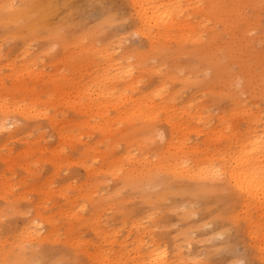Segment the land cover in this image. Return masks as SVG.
<instances>
[{"label": "rangeland", "instance_id": "1", "mask_svg": "<svg viewBox=\"0 0 264 264\" xmlns=\"http://www.w3.org/2000/svg\"><path fill=\"white\" fill-rule=\"evenodd\" d=\"M111 1V9L125 18L120 21L122 28L97 27L99 18L94 9L86 19L73 10L71 19L68 17L70 24L60 23L64 32L70 28L68 34L75 33L63 39L67 48L42 37L23 48L25 38H9L0 22V48L14 60L15 67L13 72L6 61L0 67L2 100L12 108L33 107L32 113L21 109L12 118L16 122L9 127L13 137L0 133V264H9L18 256L30 260L35 250H45L49 264H107V259L118 264H142L154 249L167 252V264H264V207L258 208L255 202L241 211L236 227L230 221L203 227L202 219L209 218L202 214L186 216L185 198L173 206L156 202L148 207L142 194L123 186L127 170L157 164L173 134L177 138L166 156L175 155L182 145L185 149L198 148L204 156L228 142L231 130L233 134L237 127L245 129L251 118L256 121L253 127L264 129V0H234L233 33L242 47L240 55L256 61L247 80L240 77L228 84L225 98L217 103L212 101L213 88L204 84L213 77V71L186 53V49L200 45L194 38L206 39L216 26L212 18L201 14L207 9V0H186L182 18L186 24L187 5L188 22L194 30L189 35L186 29L176 33L185 34V39L178 40H183L179 55L148 61L138 59L139 52L147 51L148 40L132 27L126 0ZM228 18L225 12L223 19ZM74 38L86 46L94 45L95 50H109L117 62L127 64L122 58L127 59L136 78L134 95L151 93L165 84L171 97L167 105L157 107L156 132L143 129L145 122L134 125L140 120L123 122L119 115L132 108L128 104L108 109L112 121L109 134L102 128L104 121L81 110L89 94L79 95L77 88L86 90L107 62L94 50L81 52L80 45L71 49L80 43ZM157 43L167 47L175 44L164 40ZM23 63L30 64V69L22 70ZM15 73L17 76L12 77ZM13 84L23 90L11 91ZM219 86L218 91L223 87ZM236 92L238 106L232 98ZM155 100L160 103V99ZM231 109H236L237 119L232 118ZM221 113L226 114L225 123L231 129L218 118ZM100 123L102 127H98ZM86 151L89 154L83 156ZM108 155L119 159L114 164L116 174L114 170L103 172L109 165L102 157ZM94 156H99L96 162ZM89 167L96 169L93 176ZM142 184L145 190L150 189L147 182ZM224 202L221 210L228 211ZM138 205L145 210L136 212ZM132 221H139L145 229H133ZM28 226L38 233L22 234ZM224 230L228 231L225 235ZM65 247L72 253L63 258L55 259L57 253L49 252H61ZM32 264L43 263L35 260Z\"/></svg>", "mask_w": 264, "mask_h": 264}, {"label": "bare ground", "instance_id": "2", "mask_svg": "<svg viewBox=\"0 0 264 264\" xmlns=\"http://www.w3.org/2000/svg\"><path fill=\"white\" fill-rule=\"evenodd\" d=\"M207 1V9L201 10V14L203 13L212 18L216 22V26L207 33L206 39L194 38L193 40L195 42L199 41L200 45L186 49V53H191L194 58L199 60V64L206 65L208 70L213 71V77L209 79L208 83L204 82V84L207 89L209 87L213 88L211 91L212 101L217 103L225 98L228 84H233L240 77L247 80L251 70H254L253 62L256 60L250 57L244 58L240 55L242 47L233 33L236 26L232 18V14L235 12L234 0ZM126 2L130 9L129 19L132 21V27L138 35L148 40L147 51L139 52V55H137L139 61H148L151 58L163 60V58L173 55L177 57L183 48V40H178L185 39L183 38L185 34L181 32L182 36H180L176 33L186 29V35H189L194 30V27L188 22L187 5L186 24L182 18L186 0H126ZM225 2L227 6L224 4ZM112 5L111 0H0V22L3 24L4 30L7 29L6 34L9 38L14 39L17 35L25 38L23 48L28 47L32 40L39 37L49 40L52 45L62 43L65 46L63 39L68 38L69 35L74 36L75 33L68 34L72 30L70 28L64 32L61 24L69 22L68 17L71 19L73 10H76L86 19L88 14L92 12L90 9H94L99 18L97 27L110 25L112 28L115 26L122 28L120 21L125 18L123 15L115 13L111 9ZM225 12L230 15V18L226 20L223 19ZM220 25L222 29H218ZM158 40L171 41L175 44L169 47L161 46L157 43ZM74 41L80 43H76L71 49L76 45H80L78 49L81 52L89 54L94 50L95 54L103 56L107 62L101 68V71L97 70V74L91 78L86 90L82 91L81 88H77L79 95L86 91L89 94L88 102H82L81 110L89 111L93 116L100 118L102 122L104 121V126L100 123L98 127L103 126L102 128L108 131L106 134H109L112 121L109 119L108 109L111 107L119 109L120 104H128L132 108L120 113L119 116L122 117V121L140 120L138 124L134 125L145 122L146 126L143 129L147 128L152 132H156L157 107L160 104L167 105L171 97L167 93L165 84H159L162 86L154 89L151 93L134 95L136 78H133L132 64L127 59L122 58L127 64L117 62L109 50H95L94 45L92 47L86 46L82 44L80 39L74 38ZM16 48L14 46V50ZM27 50L24 51V54L28 53ZM4 61L7 62V66H14V60L3 54L0 48L1 69L2 65L4 66ZM79 65L77 70L82 72L83 69ZM23 67L22 70H28L30 64L23 63ZM183 67L185 66L183 65ZM186 68H188V64ZM12 71L15 72V67L12 68ZM11 76L16 77L17 73ZM219 85L225 87V89L222 87L218 91ZM211 88L209 89L211 90ZM10 89L16 93L23 90L17 84H13ZM2 91L0 88V133L8 132V138H11L14 131H10L9 127L16 125L12 118H16V114L21 109L32 113L33 107L24 109L23 106H18L12 108L7 101L2 100ZM238 94L239 92H236L232 96L236 106L240 105L235 99ZM227 98H229V95ZM155 99H160V103H157ZM230 113L233 119L238 118L236 109H231ZM226 117V114L221 113L218 118L226 125V129H231L232 127L225 123ZM199 119L201 120L202 117L199 116ZM254 123L256 121L251 118L245 129L237 127L234 129L233 134L231 130L228 142L223 146L216 147L214 153H203L204 156L201 155L198 148L188 149L186 147L185 149L183 145L177 149L175 155L166 156L173 148L174 139L177 138V135L173 134L157 164L153 166L149 163L142 169L134 167L127 170L123 176V186L124 188L130 186L142 194L144 203L148 207L154 206L156 202L169 203L173 206L179 200L185 198L187 202L186 216L202 214L204 217L209 218L208 221L202 219L201 226L203 227L212 223L228 221L236 227L240 220L241 211L251 206V201L255 202L258 208L264 207V129L259 130L258 127H253L256 125ZM173 128L175 130L174 126ZM221 137L222 135L216 140ZM208 139H210L209 136ZM179 142L181 141L179 140ZM88 154L89 151H86L83 156ZM111 156H101L105 163L109 165L103 172L114 170L113 173L116 174L118 169L116 166L114 167V164L119 159L114 158V155ZM98 157H93L94 162ZM101 169H104V167ZM95 172L96 169L89 167V174L93 176ZM143 182H147L150 189L145 190ZM223 202L228 204V211L221 210ZM197 206H200L201 209L198 210ZM144 210L145 207L143 206L138 205L135 207V211L138 213ZM17 213L21 214L19 210ZM128 214L130 213L124 215ZM236 220L238 221L236 222ZM138 222L132 221V225L135 226L133 229L137 231L142 228L145 229ZM98 224L100 223L98 222ZM30 230H32V226L25 227L22 234L27 233L30 236H35L38 233L37 229L35 231ZM227 233L228 231L224 230L223 234ZM62 250L61 252L58 250H50L49 252L57 253L54 256L55 259L63 258L72 253L67 247ZM45 253V250H35L30 260L26 261L24 256H18L14 257L9 264H32L35 260H39L43 264H49L51 261ZM166 258V251L154 249L147 257L143 258L142 264H167ZM105 262L107 264L119 263L110 259L105 260Z\"/></svg>", "mask_w": 264, "mask_h": 264}]
</instances>
